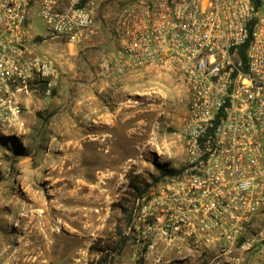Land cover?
I'll return each instance as SVG.
<instances>
[{"label": "built area", "instance_id": "obj_1", "mask_svg": "<svg viewBox=\"0 0 264 264\" xmlns=\"http://www.w3.org/2000/svg\"><path fill=\"white\" fill-rule=\"evenodd\" d=\"M111 1L0 0V123L32 86L48 98L60 79L32 43L34 17L51 38L107 33L105 71L173 73L189 98L185 170L138 200L131 222L181 261L264 264V0H120L98 23Z\"/></svg>", "mask_w": 264, "mask_h": 264}, {"label": "rangeland", "instance_id": "obj_2", "mask_svg": "<svg viewBox=\"0 0 264 264\" xmlns=\"http://www.w3.org/2000/svg\"><path fill=\"white\" fill-rule=\"evenodd\" d=\"M118 3L101 6L98 23ZM165 78L138 86L146 91L128 117L126 106L124 117L114 116L110 86L101 95L92 82L60 94V78L48 98L45 85L22 94L19 113L0 123V264H145L126 235L133 209L185 170L188 93L175 74ZM29 192L41 197L33 211L49 222L38 238L25 236L33 235Z\"/></svg>", "mask_w": 264, "mask_h": 264}, {"label": "crops", "instance_id": "obj_3", "mask_svg": "<svg viewBox=\"0 0 264 264\" xmlns=\"http://www.w3.org/2000/svg\"><path fill=\"white\" fill-rule=\"evenodd\" d=\"M38 21L36 17L32 20V43L39 53L50 56L54 61L61 78L60 94L65 91L66 85L74 83L86 85V83L92 82L96 88H99L101 95L104 87L110 86L112 89L111 96L117 105L113 111L114 116L119 118L125 115L119 111L126 106L129 110H123L126 111L128 117L129 112L134 113L135 100L133 98L135 95L146 91L142 87L144 85H161L165 78L164 71L147 67L139 70L129 68L122 73L114 70L107 72L103 69L102 62L113 51V44L107 33L95 34L79 41H72L68 38H51L47 32L40 29ZM39 36L43 38L42 41L38 38ZM138 86L142 87L139 88ZM186 93H188L187 90ZM96 116L95 114V121L97 122ZM99 124L101 123L98 122ZM112 139L110 138L111 142ZM95 141L101 144L103 142L100 139H95ZM144 231V224L130 222L126 235L134 242L137 250H144L141 255L144 256L145 264H194L190 259L181 261L177 256V249L159 238H156L154 242L145 241Z\"/></svg>", "mask_w": 264, "mask_h": 264}, {"label": "bare ground", "instance_id": "obj_4", "mask_svg": "<svg viewBox=\"0 0 264 264\" xmlns=\"http://www.w3.org/2000/svg\"><path fill=\"white\" fill-rule=\"evenodd\" d=\"M98 142V141H97ZM101 144V143H100ZM102 146V145H101ZM28 196L31 198L32 206H29L30 210V220L32 222V229H33V235L32 236H26L27 237H40L42 234L47 233L48 231V219L42 215V216H37L36 212L33 211L34 208L42 206V199L41 197L38 196V193H33L29 192ZM31 204V203H30ZM25 207V206H24ZM27 207V206H26ZM27 209V208H26ZM81 216V215H80ZM38 225V226H37ZM41 226V228H39ZM28 230V229H27ZM52 231V230H51ZM42 237V236H41ZM51 237V236H50ZM52 238V237H51ZM48 239V238H47ZM49 241V240H48ZM47 243V242H46ZM48 246V245H47ZM26 251V250H25ZM43 256V255H42Z\"/></svg>", "mask_w": 264, "mask_h": 264}, {"label": "trees", "instance_id": "obj_5", "mask_svg": "<svg viewBox=\"0 0 264 264\" xmlns=\"http://www.w3.org/2000/svg\"><path fill=\"white\" fill-rule=\"evenodd\" d=\"M171 173V172H170Z\"/></svg>", "mask_w": 264, "mask_h": 264}]
</instances>
